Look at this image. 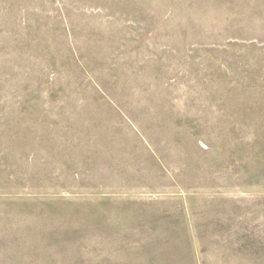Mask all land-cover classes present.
Masks as SVG:
<instances>
[{
	"label": "rangeland",
	"instance_id": "rangeland-1",
	"mask_svg": "<svg viewBox=\"0 0 264 264\" xmlns=\"http://www.w3.org/2000/svg\"><path fill=\"white\" fill-rule=\"evenodd\" d=\"M0 264H264V0H0Z\"/></svg>",
	"mask_w": 264,
	"mask_h": 264
}]
</instances>
